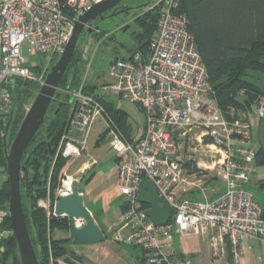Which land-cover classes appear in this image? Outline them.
<instances>
[{"label": "built area", "instance_id": "built-area-1", "mask_svg": "<svg viewBox=\"0 0 264 264\" xmlns=\"http://www.w3.org/2000/svg\"><path fill=\"white\" fill-rule=\"evenodd\" d=\"M97 1L0 0V125L13 111L15 79L40 86L47 74L30 71L24 46L28 55L48 52L45 64L50 66L64 48L74 21ZM159 3L147 53L134 49L112 60L110 81L93 91L80 88L70 93L71 113L57 152L68 162L78 159L86 151L92 125L100 121L117 157V186L127 199L113 238L139 246L148 264H190L188 256L174 252L173 235H207L212 258L229 254L238 263L244 239L264 242L262 208L247 189L256 170L253 120L264 117V95L246 110L229 108L223 113L186 17L177 12L178 0ZM110 97L139 106L144 115L141 136L128 138L115 123L103 104ZM192 132L197 133L199 145L204 138L209 141L205 147L215 159L211 167L216 166L223 178V191L211 199L181 196L193 189L204 195L203 178L192 177L181 163L180 139ZM142 177L152 182L161 204L170 207L165 224H154L136 199ZM72 182V175L63 172L57 195L71 192ZM3 216H8V208H0V221ZM10 234L11 229H0V240Z\"/></svg>", "mask_w": 264, "mask_h": 264}, {"label": "trees", "instance_id": "trees-1", "mask_svg": "<svg viewBox=\"0 0 264 264\" xmlns=\"http://www.w3.org/2000/svg\"><path fill=\"white\" fill-rule=\"evenodd\" d=\"M151 1L147 2L150 3ZM129 7L126 10H130ZM160 4L151 11H147L143 18H139V27L143 32L136 36L138 46L128 52L138 49L147 53L148 43L155 29ZM118 9L116 13L126 11ZM177 12L183 13L187 20V30L194 38L195 46L204 62L213 97L219 109L226 113L229 108L246 110L264 91L245 77L247 71L264 73V0H178ZM115 13V14H116ZM97 32H101L98 30ZM96 33V32H94ZM92 33V34H94ZM76 50L63 74L52 100L62 102L59 112L49 117L45 115L43 123L28 144L22 162L25 169L20 173V192L22 207L27 230L33 244L39 264H58L59 258H65L72 253L68 249L71 238L56 239L52 236L55 229L69 232V219L53 214V203L58 198L63 169L68 159L57 152V146L66 130L69 119L68 104L65 98L58 96L60 87L70 91L80 83ZM73 66L74 76L66 79L67 70ZM30 71L32 68H30ZM37 83L15 79L11 88L14 107L10 128H15L24 116L26 103L30 96L39 89ZM97 85L83 91H93ZM52 102V101H51ZM51 104V103H50ZM106 110L120 125L129 138V131L125 124V113L114 108L109 98L103 100ZM50 106V105H49ZM49 109V107H48ZM48 112V110H47ZM5 123L0 125V131ZM102 135V134H101ZM97 139L96 144L104 139V135ZM8 143L11 139L7 140ZM255 164H264V148L255 149ZM0 167L6 173V163L3 156L2 137L0 136ZM9 184L7 176L0 185V208H8ZM49 200V208L40 206V200ZM142 207H147L142 205ZM264 218V208H262ZM0 229L9 230L8 216H3ZM4 250L0 252V264H20L16 241L12 234L1 242ZM145 259L142 253L138 259ZM137 261V262H138ZM139 264H143L140 262ZM145 264H148L147 262ZM164 264V263H160Z\"/></svg>", "mask_w": 264, "mask_h": 264}, {"label": "rangeland", "instance_id": "rangeland-1", "mask_svg": "<svg viewBox=\"0 0 264 264\" xmlns=\"http://www.w3.org/2000/svg\"><path fill=\"white\" fill-rule=\"evenodd\" d=\"M149 1L151 2L147 4ZM159 1L160 0H123L121 5L133 8L123 12H118L111 16H105L102 20L97 19L93 22L94 25L99 26V30L101 32H96L94 34L87 35L86 37L79 38L76 47L77 61L74 62V64H76L74 67H78L81 72L79 80L80 83L75 89L72 87L73 89H70V91L80 88L90 89L93 85L98 86L111 80L109 71L113 58L115 56L121 57L126 55L131 48L138 46L136 36L138 33L143 32L142 28L139 27L138 20L140 18L141 22V18L144 17L146 12L153 10L156 5L160 4ZM106 13L110 14L111 10ZM23 51L24 55L27 56V66L32 68L31 71L37 76L40 75L41 72L47 73L50 66L57 58L56 57L50 66H48L45 64L46 59L49 56L48 52H36L33 55H28L26 46H24ZM74 67L71 66L67 70L66 79L74 76V72L76 71ZM245 74L247 79L257 84L264 91L263 72L247 71ZM70 93L71 92H68V90L65 89V86L60 87L58 90V96L65 98L69 106V115L72 107L69 103V100L72 99V95ZM35 95L36 93L33 97L30 96L28 99L29 102L25 105L24 114L32 103ZM110 100L114 108L120 109L125 113V124L127 126V130L129 132L131 130L140 131L144 115L139 106L136 103L119 97H110ZM55 102V100H52L46 115L47 117H49L51 111L56 108L57 103ZM115 123L117 122L115 121ZM19 124L17 127L9 129L8 139H11V141L17 132ZM118 126L120 127V125ZM3 130L1 133H3ZM100 131V135L102 134L101 137L104 135V138H106V132L103 129V124L100 121H96L91 128L86 151L76 160L82 161L84 158L91 155L97 162L94 169L106 171L113 163L110 158L114 156L115 152L108 148V142L106 139L101 143L102 146L97 147L96 149L93 148V140L98 137V133ZM196 135L197 133L192 132L180 139V143L182 145L181 163L188 174H191L192 177L194 176L195 179H198V177L203 178L205 186L213 189V192H218L223 185V178L218 173L216 166L211 167L212 161L215 159L209 157V148L205 147V144L209 143V141L204 138L201 145H199L195 140ZM129 137L131 138L130 135ZM251 141L254 149H258L259 147L264 148V117L260 120H253ZM60 143L61 140L59 144ZM72 170L73 169L70 168L67 170V173L72 175L73 181H78V175L72 174ZM3 176L6 177L7 174L4 173ZM247 189L259 206L264 208V164L256 165V170L251 176ZM3 239L0 240L1 252L4 250V246L1 243ZM127 250L129 251L128 264H139L140 262L143 264L146 263V260L143 258L138 262L135 260L136 255H140L141 253V248L139 246L129 245Z\"/></svg>", "mask_w": 264, "mask_h": 264}, {"label": "water", "instance_id": "water-1", "mask_svg": "<svg viewBox=\"0 0 264 264\" xmlns=\"http://www.w3.org/2000/svg\"><path fill=\"white\" fill-rule=\"evenodd\" d=\"M122 1L99 0L74 21L64 48L50 66L10 143L7 141V133L12 121L13 111L7 117L1 136L9 184L8 217L11 233L17 244L20 264H39L27 230L22 207L20 173L25 169L22 162L23 154L44 121L58 84L74 55L79 38L86 37L99 30V26L93 24L95 20H102L105 16H111L120 8L128 9L129 6L120 4ZM109 10H112L111 13L105 14ZM117 59V56L113 58V60ZM62 105V102L57 104L53 111L54 115L59 112ZM77 183L78 181L75 180L72 182L71 192L58 195L53 203V214L69 219L68 233L73 245L96 244L102 240L103 232L84 205ZM136 199L139 203L147 206L145 213L154 224L162 225L167 222L170 216V207L167 204H161L162 199L158 196L152 182L146 177H142L139 182ZM76 220H80L81 223L76 224Z\"/></svg>", "mask_w": 264, "mask_h": 264}, {"label": "crops", "instance_id": "crops-1", "mask_svg": "<svg viewBox=\"0 0 264 264\" xmlns=\"http://www.w3.org/2000/svg\"><path fill=\"white\" fill-rule=\"evenodd\" d=\"M143 128L144 119L140 131L131 130L129 135L132 139H136L141 136ZM100 133L101 131L98 133V137L93 140V148L95 149L102 146L101 143L105 140L104 138L99 144H96L97 139L100 138ZM108 148L112 150L109 144ZM110 160L113 163L106 171L94 169L97 162L91 155L82 161L67 162L64 167L65 173L72 168V174L78 175V191L81 193L84 205L90 211L95 223L102 230L103 238L96 244L82 246H75L71 242L68 249L72 253L66 255L65 258H59L58 264H128L129 251L127 247L129 245L120 243L113 238V231L120 226L121 216L127 208V199L117 186L116 154ZM3 174L4 172L0 167V185L5 179ZM223 188L222 185L218 192H213L211 188L205 186L204 195H201L197 189H193L181 193V196L195 200L211 199L223 191ZM38 204L47 209L49 200H40ZM51 234L56 239L69 237L68 232L60 229L53 230ZM173 250L177 255L188 256L191 261L190 264H264V242L254 239L243 240L238 263H234L229 254L223 259L212 258L207 235L175 233L173 235ZM142 253L141 250L140 255ZM140 255H136V261Z\"/></svg>", "mask_w": 264, "mask_h": 264}, {"label": "flooded vegetation", "instance_id": "flooded-vegetation-1", "mask_svg": "<svg viewBox=\"0 0 264 264\" xmlns=\"http://www.w3.org/2000/svg\"><path fill=\"white\" fill-rule=\"evenodd\" d=\"M120 4H121V3H120ZM111 11H112V10H111ZM105 14H107V13H105ZM95 21H96V20H95ZM8 132H9V129H8ZM7 140H9V139H8V133H7Z\"/></svg>", "mask_w": 264, "mask_h": 264}]
</instances>
